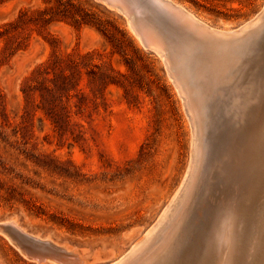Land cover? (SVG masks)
<instances>
[{"label": "rangeland", "instance_id": "1", "mask_svg": "<svg viewBox=\"0 0 264 264\" xmlns=\"http://www.w3.org/2000/svg\"><path fill=\"white\" fill-rule=\"evenodd\" d=\"M171 1L217 29H236L264 15V0ZM103 2L0 0V220L14 219L72 249L81 264H112L128 252L192 166L193 121L161 54L170 42L196 36L160 9L133 12L132 20L124 8ZM129 25L135 32L145 27L146 36L154 28L155 37L146 38L164 51L139 40ZM262 106L249 114L251 121L260 119ZM216 108L205 135L212 142H205L204 172L231 124L226 106ZM217 194L209 198L206 218L198 209L186 216L191 239L199 236L196 230L203 236L211 229L222 197ZM245 196L238 206L232 201V255L222 250L229 264L260 259L264 191L257 187ZM27 245L24 250L35 252ZM28 259L0 232V264L38 263Z\"/></svg>", "mask_w": 264, "mask_h": 264}, {"label": "bare ground", "instance_id": "2", "mask_svg": "<svg viewBox=\"0 0 264 264\" xmlns=\"http://www.w3.org/2000/svg\"><path fill=\"white\" fill-rule=\"evenodd\" d=\"M102 1L120 11L124 8L130 13V15L127 14L132 20L135 18L133 12L140 13L142 9L164 10L171 18L184 21L183 23L187 24L186 27H189L190 32L196 36L189 39H185L188 38L185 36L180 42L174 41L175 44H171L172 42L169 41L170 44L166 46L165 54L162 53L164 50L162 45H159L160 42L157 44L153 42V39L150 41L146 38L152 35L154 30V28L151 29V24L149 25L150 28L148 27V30L151 29V34L146 36L143 34V30L146 31V28L142 27V22L136 19L138 23L142 24L139 27H142L143 30L142 32H135V29L136 31L139 29L131 28L134 21L131 23L132 20L130 19L132 24H130L131 27L129 25L130 30L136 33L139 40L144 41L148 46L150 45L158 53H162L161 58L164 57L167 63L170 62L168 66L171 70L168 68L169 72L174 71L173 75L176 78L172 79H177L179 82L180 92H178L184 96L186 109L190 112L187 114H191L192 119L190 120L193 121L192 127H194V132L191 129V132L194 133V138H191L193 139L190 155L192 166L191 169L189 168L190 164L188 167V172L189 169L191 170L190 176L188 178L186 176L181 182L179 189L169 200L170 202L165 206L153 227L141 236L128 252L112 264H229L228 260L231 259H223L222 250L224 247H226L225 250H229L228 252L232 250L229 248L232 247L229 243V231L233 221V207L235 206L232 201L238 206L237 201L243 202V196L250 197L257 187L264 191V111H262L261 116L259 115L260 119L258 120L251 121L249 118V114L256 106H259V102L264 107V15L254 16L255 18L248 20L236 29H217L207 25L171 0ZM147 34L149 33L147 32ZM157 36L156 38L159 37ZM177 80L174 81L175 84ZM176 87L178 86L176 85ZM220 106H226L227 111H225L229 114L231 124L228 126L227 134L222 139L220 138L223 142L220 143L219 140L216 153L214 152L215 156L210 160L209 168L205 173L201 170L205 164V157H207L205 142L209 140L206 139L205 141V135L213 121L212 112ZM214 143L210 144L213 146ZM189 163H191L190 160ZM206 169L205 167L204 170ZM190 180L191 184H189ZM216 189L218 190V194L215 195L216 198L219 194L222 197L219 196L221 197L220 203L215 208L219 211L214 216L212 215L211 229L203 233V236L201 235L202 230H196L199 236L191 239V231L187 230V225L185 226L186 216L194 209H198L200 215L206 218L207 210L212 204H208L209 198L214 197ZM179 198H182L181 202ZM177 202H180V205ZM176 206L178 207L177 210H175ZM173 210L174 213H172ZM256 210L258 211V209ZM259 212L261 213V211ZM262 219L263 225L261 226L264 228V216ZM6 222L9 224V231L17 237L20 243L28 244L25 249L33 248L35 250V252H29L30 249H28L29 251L22 249L8 234L0 230L27 259L30 258V260L41 264L46 262L51 264L82 263V257L72 249L67 250L65 246L58 245L48 237H41L26 231L16 224L14 219H7ZM261 245L262 250L258 264H264V239ZM250 247L248 248L250 249ZM243 249H245V245ZM225 250L224 252H227ZM234 254L233 256L237 258ZM242 259L244 260V258Z\"/></svg>", "mask_w": 264, "mask_h": 264}, {"label": "water", "instance_id": "3", "mask_svg": "<svg viewBox=\"0 0 264 264\" xmlns=\"http://www.w3.org/2000/svg\"><path fill=\"white\" fill-rule=\"evenodd\" d=\"M164 11V10H162ZM165 12V11H164ZM7 218H3L0 220V230L4 231L6 234H8L11 239L17 244L19 245L21 248H24L22 243H20V241L17 239V237H15L10 231H9V224L8 222H6ZM9 227V228H8ZM59 252V251H58ZM56 253V252H55Z\"/></svg>", "mask_w": 264, "mask_h": 264}]
</instances>
